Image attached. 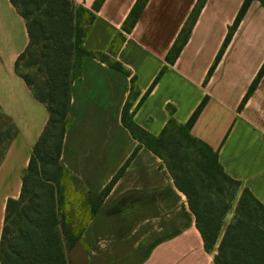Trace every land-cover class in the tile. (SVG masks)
<instances>
[{
  "label": "crops",
  "instance_id": "obj_1",
  "mask_svg": "<svg viewBox=\"0 0 264 264\" xmlns=\"http://www.w3.org/2000/svg\"><path fill=\"white\" fill-rule=\"evenodd\" d=\"M73 1L89 9L95 3ZM136 2L105 0L83 40L88 50L107 52L124 32L116 58L131 74L86 56L71 88L61 159L88 189L102 191L141 146L83 231L87 264H215L216 251L206 250L187 196L162 159L123 125L122 111L132 76L133 119L154 135L169 122L170 105L173 117L185 123L206 98L193 135L216 150L225 172L264 204V75L240 106L264 64V6L251 3L209 74L244 0H206L174 63L166 56L198 0H148L126 32ZM28 42L25 18L11 0H0V106L18 128L0 161V242L7 201L20 196L23 173L49 119L46 104L15 71Z\"/></svg>",
  "mask_w": 264,
  "mask_h": 264
},
{
  "label": "trees",
  "instance_id": "obj_2",
  "mask_svg": "<svg viewBox=\"0 0 264 264\" xmlns=\"http://www.w3.org/2000/svg\"><path fill=\"white\" fill-rule=\"evenodd\" d=\"M104 1L95 0L92 9H89L77 5L73 0H11L25 18L29 36L26 49L16 60L15 71L27 83L35 98L46 104L49 119L33 147L29 164L23 173L20 196L7 201L0 242L1 264H67L65 253L54 252L51 248L46 230L48 231L47 221L54 220L56 207L62 199L64 201L66 190L68 191L71 186V179L82 183L87 190L82 204L84 203L88 208V219L78 237L82 240L86 225L102 207L113 185L123 175L141 147L140 145L136 147L114 178L102 191L97 193L88 189L61 159L64 137L71 122L69 115L71 88L73 82L82 75L83 59L86 56H94L125 74H131V71L116 58L117 49L125 40L124 32H120L114 38L107 52L91 51L83 45L84 37L96 17V11L100 9ZM147 1L137 0L124 23L123 29L126 32L131 31ZM253 1L244 0L209 74L220 61ZM259 1L264 6V0ZM205 2L206 0H198L166 56L168 63H174L177 59ZM85 14L89 16L86 26L82 24ZM62 29H66L65 37L60 33ZM166 68L167 65L159 72L148 91L154 87ZM29 69H35L46 75V81L40 82L35 77H31L28 73ZM263 75L264 64L251 83L241 107L255 91ZM136 89V79L132 76L130 95L122 111V123L134 138L165 162L176 186L187 196L189 207L196 217L197 227L202 233L206 250L216 251L215 264H264V204L248 187L243 186L241 181L225 172L216 150L192 133L193 125L206 103V98L185 123L173 117L175 108L170 105L168 108L172 116L169 122L158 135H154L133 119L135 109L131 111L132 96ZM2 121L3 123L0 124V161L5 156L10 142L18 133L17 125L2 111L0 106V122ZM174 124L182 129L184 136L181 141L185 139L189 143L177 145L176 138L171 132V126ZM194 142L205 146L206 152L202 155L205 154L210 159V164L208 161L203 162L199 153L193 155L188 152L195 145ZM174 144L178 149H170V146ZM179 146H185L184 154L178 152ZM204 163L203 173L207 178L203 175L196 181L197 183H194L189 174L188 165L195 164L202 167ZM215 170L224 176L228 181L227 184L217 185L213 174ZM207 179L211 180L217 188L208 195L201 187ZM239 186H243L244 189L237 200L232 219L226 223L225 216L233 207ZM41 222L44 223L40 227L43 232L38 228Z\"/></svg>",
  "mask_w": 264,
  "mask_h": 264
},
{
  "label": "rangeland",
  "instance_id": "obj_3",
  "mask_svg": "<svg viewBox=\"0 0 264 264\" xmlns=\"http://www.w3.org/2000/svg\"><path fill=\"white\" fill-rule=\"evenodd\" d=\"M78 5V4H77ZM88 15L85 14L83 18L82 24L86 26L88 22ZM66 29H62L60 33L65 37ZM40 48V46H39ZM37 67V66H36ZM35 68V67H34ZM28 73L31 77H35L36 80L40 82H45L47 77L41 72H38L35 69H29ZM0 122V124H2ZM182 129L178 125H172L171 126V132L173 136L176 138L177 145H184L189 142H187L185 139H182L184 134L181 131ZM182 134V135H181ZM195 144L193 148L188 150L193 155H197L199 153V156L202 157L203 162H207L210 164V159L203 153L206 152V148L202 143L194 142ZM180 147V146H179ZM185 146L180 147L178 152L181 154H184ZM170 149H178L176 144L174 146H170ZM163 161V160H162ZM165 164V162L163 161ZM166 165V164H165ZM189 167V174L191 175L192 181L195 183L204 175L203 169L205 167V163L202 167L197 166L195 164L188 165ZM169 170V169H168ZM191 172V173H190ZM215 179L217 180V185L222 183H228L227 180H225L224 176L219 173L217 170L213 172ZM206 178L207 176L204 175ZM70 183V182H69ZM197 183V182H196ZM13 184V182H12ZM244 186V185H243ZM239 186L237 187V193L236 197L233 202L232 209L226 214L225 216V222L228 223L233 215L236 208L237 200L239 196L241 195L244 187ZM201 187L204 190V193L208 195L210 192L213 193V191L217 190L216 185L212 183L211 180H208L203 182L201 184ZM234 188V185L232 186ZM202 190V191H203ZM86 188L82 183H79L78 181L71 179V186L66 190V196H64L61 200V203L59 206L56 207V214L55 218L52 221V219L47 221V229L46 232L48 233L49 239H50V245L54 252H61L65 253L67 264H87L88 259V252L87 248L84 245L83 241L78 237L81 233V230L85 224V222L88 219V212H87V206L83 203L82 200L85 199L84 195L86 193ZM203 196V195H202ZM44 225L43 222H41V225L38 227L40 230V227ZM49 226V227H48ZM41 231V230H40ZM43 232V231H41Z\"/></svg>",
  "mask_w": 264,
  "mask_h": 264
}]
</instances>
